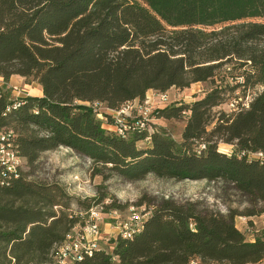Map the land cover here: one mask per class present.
<instances>
[{
    "label": "trees",
    "instance_id": "obj_1",
    "mask_svg": "<svg viewBox=\"0 0 264 264\" xmlns=\"http://www.w3.org/2000/svg\"><path fill=\"white\" fill-rule=\"evenodd\" d=\"M263 38L264 0H0V76L21 75L43 92L16 103L0 92V128L15 130L26 164L64 146L104 178L108 171L126 180L223 181L255 205L225 214L200 201L143 195L137 205L147 206L145 218L120 233L111 251L100 247L68 264H264V227L248 239L235 222L264 212ZM233 59L232 69H245L224 83L221 67ZM199 82L209 83L203 96L155 108L149 127L127 135L111 114V122L97 116L100 104L119 109L151 89ZM258 86L247 103L236 94L230 111H214L238 89ZM154 115L185 119L181 138L152 123ZM220 142L234 149L222 151ZM107 197L91 198L84 219L61 183L21 169L0 183V264H57L66 237ZM109 197L106 211L123 208Z\"/></svg>",
    "mask_w": 264,
    "mask_h": 264
},
{
    "label": "rangeland",
    "instance_id": "obj_2",
    "mask_svg": "<svg viewBox=\"0 0 264 264\" xmlns=\"http://www.w3.org/2000/svg\"><path fill=\"white\" fill-rule=\"evenodd\" d=\"M231 30L233 31L234 29L231 28ZM257 43L264 46V38L257 41ZM233 62H236V59H233L232 63L224 64L221 67L219 75L220 79H224V83H231L233 81L231 79L232 73L230 72L238 75L245 69H232ZM246 69L249 70L250 67ZM12 84L20 85L26 93L29 90L36 91L40 88L38 82L31 79L25 78V82L10 83V81L4 78V82L0 86V92L8 93L10 97H13L15 92L12 91ZM208 88L209 83L199 82L192 83L189 87L185 88L173 86L166 92H157L152 89L147 93L146 99L153 106V109H158L166 105L191 103L203 96ZM261 90L262 88L258 86L251 88L247 93L243 94V90L238 89L233 96L221 106L215 108L214 111H230L233 108L232 103L234 98H236L234 97L236 94L241 96V98L237 99L239 102L247 103ZM163 95L167 96L165 100L162 99ZM105 106V104L97 106L99 113L101 112L105 115L111 112ZM97 116L100 119L103 118L104 122H111L112 120L111 117H101V114ZM185 122V119H166L154 115L152 123H155L156 126H163L176 139H180ZM139 144L146 145L148 141L143 140ZM219 148L222 151L230 153L234 149V145L220 142ZM23 172L33 180L61 183L73 197V202L75 203L73 205L74 210L78 211L77 209H80L81 212L83 211L82 217H86V212H84L86 210L85 204L89 203L91 198L99 194L101 195V193L107 194L108 197L98 207L102 219L100 221L99 233L95 236V239L100 247H104L109 251L114 246L113 240L118 237L121 231H128L129 229H125L126 227L138 224V221L140 222L145 218L144 212L147 206L145 204L137 205L143 195H147L148 197L171 196L179 201H200L203 206L220 210L225 214L231 210L243 212L255 206L249 196L242 194L232 184H227L223 181L177 180L160 177L155 174H149L139 180H126L115 174H109L110 172L108 171L105 175L109 177L104 178L103 175L94 174L93 162L88 157L64 146L44 152L37 166H30L25 163ZM109 196H114L117 203L122 205L123 208L106 211L104 205L112 201ZM77 199L81 203H78ZM253 217V222L249 221L250 217L246 215L239 214L235 218L236 225L247 234L248 239L257 236L260 233L258 231L264 227V212Z\"/></svg>",
    "mask_w": 264,
    "mask_h": 264
},
{
    "label": "built area",
    "instance_id": "obj_3",
    "mask_svg": "<svg viewBox=\"0 0 264 264\" xmlns=\"http://www.w3.org/2000/svg\"><path fill=\"white\" fill-rule=\"evenodd\" d=\"M3 82L4 76H0V86ZM11 86L12 91L15 92L13 97H11L14 103L18 102L24 96L29 95V93L22 90L20 85L12 84ZM166 98V95L162 96L163 100ZM136 100L126 102L119 109L108 108L111 110L109 114L114 119L115 129L121 135H127L128 131L133 130L136 126L143 128L149 127L147 120L154 110L153 106L148 103L146 98L143 101ZM232 106L235 107V104L232 103ZM100 114L101 117L105 118L106 115L98 111L99 116ZM15 139L16 133L13 128H0V183L3 185L9 183L11 177L23 169L24 164L27 162L26 158L16 148ZM6 144H13V152H6ZM254 155L262 156V153H256ZM14 156H21V163H14ZM98 207H92L87 212L88 217L85 220V224L74 228V236L66 237L67 246L64 247L63 251L55 253L57 264L75 263L82 260L86 255H92L95 249L100 248L99 243L95 239V236L99 233L100 221L102 219ZM125 229L133 228L126 227ZM121 233L124 236V231H121Z\"/></svg>",
    "mask_w": 264,
    "mask_h": 264
},
{
    "label": "crops",
    "instance_id": "obj_4",
    "mask_svg": "<svg viewBox=\"0 0 264 264\" xmlns=\"http://www.w3.org/2000/svg\"><path fill=\"white\" fill-rule=\"evenodd\" d=\"M8 81H10V83H19V82L21 83V81L25 82V77H23L21 75H13ZM38 85H39L40 88H38L36 91L29 90L28 91L29 95H36V96H42L43 95L42 87H41V85L39 83H38ZM148 92H150V90ZM249 217H250L249 221H252V220L254 221V217L253 216H249Z\"/></svg>",
    "mask_w": 264,
    "mask_h": 264
},
{
    "label": "bare ground",
    "instance_id": "obj_5",
    "mask_svg": "<svg viewBox=\"0 0 264 264\" xmlns=\"http://www.w3.org/2000/svg\"><path fill=\"white\" fill-rule=\"evenodd\" d=\"M6 152H13V144H6ZM14 163H20V158L19 156H14ZM127 234V231L124 232V235ZM68 236H74V232L70 233ZM67 246V239L65 240V242L59 247L58 252L63 251L64 247ZM56 262H57V258H56ZM191 264H202L200 261L198 260H193L191 262Z\"/></svg>",
    "mask_w": 264,
    "mask_h": 264
}]
</instances>
